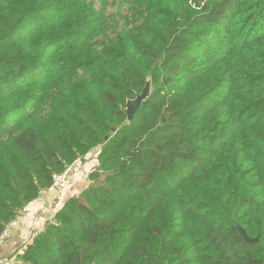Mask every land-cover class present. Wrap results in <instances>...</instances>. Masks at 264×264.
<instances>
[{
	"label": "trees",
	"instance_id": "1",
	"mask_svg": "<svg viewBox=\"0 0 264 264\" xmlns=\"http://www.w3.org/2000/svg\"><path fill=\"white\" fill-rule=\"evenodd\" d=\"M95 149L15 264H264V0H0V234Z\"/></svg>",
	"mask_w": 264,
	"mask_h": 264
},
{
	"label": "crops",
	"instance_id": "2",
	"mask_svg": "<svg viewBox=\"0 0 264 264\" xmlns=\"http://www.w3.org/2000/svg\"><path fill=\"white\" fill-rule=\"evenodd\" d=\"M97 151L88 154L74 164L75 173L69 188L56 194L44 191L37 200L24 208L18 217L19 228L7 242L0 246V261L14 257L34 232L46 226L71 197L79 195L90 185L89 175L99 166L100 150Z\"/></svg>",
	"mask_w": 264,
	"mask_h": 264
},
{
	"label": "built area",
	"instance_id": "3",
	"mask_svg": "<svg viewBox=\"0 0 264 264\" xmlns=\"http://www.w3.org/2000/svg\"><path fill=\"white\" fill-rule=\"evenodd\" d=\"M75 173L74 165L68 166L64 172L59 173V174H53L52 175V184L47 190L51 194H56L59 193L67 188H69L72 185L73 181V176ZM48 223H53V220H50ZM47 226V225H46ZM46 226L43 228L37 230L34 232L31 236V238L25 243L24 246H22L17 253L15 254L14 257L8 259H2L0 261V264H15L18 257L22 256L25 251L27 250L28 246L31 245L33 240L40 234L45 231ZM19 228V221L18 219L10 222L2 231L0 234V246L3 245L5 242H7L12 234L15 232L16 229Z\"/></svg>",
	"mask_w": 264,
	"mask_h": 264
},
{
	"label": "water",
	"instance_id": "4",
	"mask_svg": "<svg viewBox=\"0 0 264 264\" xmlns=\"http://www.w3.org/2000/svg\"><path fill=\"white\" fill-rule=\"evenodd\" d=\"M151 93H152V80L151 78H148L146 87L144 88L142 93L138 95L135 99L128 100L127 105L124 108V111L127 114V121L129 123H132L134 121L136 110L141 106V104L145 100H147L150 97ZM239 229L241 236L245 242L250 244H255L258 242V240L251 239L243 228L239 227Z\"/></svg>",
	"mask_w": 264,
	"mask_h": 264
},
{
	"label": "rangeland",
	"instance_id": "5",
	"mask_svg": "<svg viewBox=\"0 0 264 264\" xmlns=\"http://www.w3.org/2000/svg\"><path fill=\"white\" fill-rule=\"evenodd\" d=\"M97 150H100V149H95V150H93L92 152H93V153H96V152H98ZM92 152H91V153H92Z\"/></svg>",
	"mask_w": 264,
	"mask_h": 264
}]
</instances>
